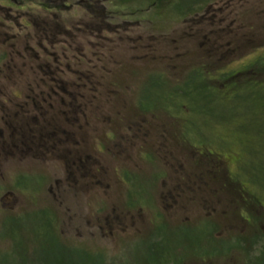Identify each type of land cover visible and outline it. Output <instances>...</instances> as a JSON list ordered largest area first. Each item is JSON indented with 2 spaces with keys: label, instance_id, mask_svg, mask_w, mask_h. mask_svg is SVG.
<instances>
[{
  "label": "rangeland",
  "instance_id": "rangeland-1",
  "mask_svg": "<svg viewBox=\"0 0 264 264\" xmlns=\"http://www.w3.org/2000/svg\"><path fill=\"white\" fill-rule=\"evenodd\" d=\"M148 3L106 0L117 34L73 29L67 45L45 52L24 48L17 30L0 33L12 47L0 48V111L30 119L44 110V133L60 125L44 161L0 158V218L21 217L3 227L12 244L0 264H57L55 215L95 219L114 208L137 227L116 249L122 264H264V0H158L161 11ZM71 5L56 10L66 28L90 24L80 1ZM172 59L194 66L171 70ZM71 150L89 155L91 168L75 172ZM56 180L79 188L59 206ZM178 183L195 192L166 211L156 189ZM77 198H90L81 213Z\"/></svg>",
  "mask_w": 264,
  "mask_h": 264
},
{
  "label": "flooded vegetation",
  "instance_id": "flooded-vegetation-1",
  "mask_svg": "<svg viewBox=\"0 0 264 264\" xmlns=\"http://www.w3.org/2000/svg\"><path fill=\"white\" fill-rule=\"evenodd\" d=\"M69 3L70 1H68L66 5H68ZM70 5L71 4H69L68 6ZM31 8L33 9L32 11ZM46 11L47 9L45 6V0H0V33L5 32L8 33L9 36V31L11 32L13 30H17L18 35L23 36V40L21 41V43L24 48H29L31 47V44H33L34 47L40 48L41 50H43V52H45L46 44L48 47L56 49L57 47L61 48V45H67L69 41L62 40L61 31L59 27L56 26V14H54L52 17L54 18L52 24L51 20H46ZM31 30L37 34V38L35 37L36 40L34 38V41L30 40V38L32 37L30 35ZM149 36L152 39L156 38V36H154V34L151 32ZM139 39H141V37ZM9 43H11V41L9 40L1 41L0 48H3V46L6 48H12L11 46H9ZM202 43L204 45L206 44V42ZM212 45L215 49L220 48L218 46V42H213ZM148 48L152 49L151 46H148ZM44 56L46 57L47 55L45 54ZM141 59L148 60L149 64L153 61H158L157 59L152 58L150 62L149 57H142ZM216 59L218 60V62H221L223 60H227L228 58L221 56L216 57ZM173 60L174 59L165 63L169 64L168 66H166L168 67V69L170 68L171 70L176 71L178 69V66H183L180 65V63L174 64ZM193 64L192 62H189V64H186V67H182L180 70L187 71ZM198 64L204 67V60H202V62H199ZM11 95L13 96V94ZM14 96L18 97L17 92H15ZM2 107L3 109L0 112L6 113L2 116V119L4 120L5 126L7 128V133L5 131H2L0 133V158L4 156H14L17 154H21L24 156L32 157L38 156L35 158H39L44 161L47 146H52L54 145V143H60V138L58 137V134L60 132V128L58 126L60 125L57 126L55 124V126L57 127H55L54 129L52 128L53 131L49 130L44 133L43 130L47 121L45 118L44 110L43 115L42 112L39 111V116L27 119L22 118L21 116V113H27L26 110L20 108H18V110H6L4 106ZM21 108H25V105H21ZM72 153H74L75 155V160L70 165L78 162L75 167L72 168H76L75 172L82 171V168L84 167L91 168L89 166V163L91 162L88 161L90 159L89 155L83 156V153H80V157H77V154H75V152L71 150V152H66V156ZM64 156L62 155V153L59 154L60 159ZM63 165L64 169L68 168L69 166L65 161ZM75 172H66L68 175L67 181L73 180ZM56 186L57 187H55L54 189V194L53 191L52 194L53 197H56V201L58 202L57 203L54 201L55 205L57 206L58 204L59 206L62 204L61 199L64 198V191L68 192L66 190V188L68 189V187H64L61 180H56ZM85 186L81 187V192L85 191L86 193H88V190L85 188ZM109 187L110 186L108 185L104 186L106 190H108ZM70 188H72V190L68 193H71L73 191V193L77 194V191H79L78 187H72V185H70ZM100 188L102 190L104 189L103 187ZM156 190L160 191L159 198L163 200V204L165 203L166 205L163 206L164 210L169 212L172 211L174 207L180 205L181 198L184 196V193L195 192V188L193 186H186L184 184L180 185L179 183L176 185L170 184V187H167L164 184ZM74 196L75 195H73L72 197ZM75 201V206H72V209L75 210V212L81 213V211L79 210L81 208L80 204H83L82 202H84L87 206V202L90 203V198L89 200L85 201L78 200L77 198L75 199ZM114 209L115 211L111 214V216H108V213H105L102 217H96L95 219H92V217L73 218L69 216L66 218V220H63L59 217H56L55 215L54 226L56 234H54V240L55 242H58V246L62 247V249L56 250V253L59 255H63V257H60L58 259L57 264H122L123 257L120 258L116 254V249L118 248L121 239H124L125 237H131L134 230H136L137 232V227L133 218L130 221H126L125 218L117 215L119 214V208ZM20 218L21 217L0 218V254L7 252V250L11 248L12 244L10 238H6L2 235L4 225L10 222L19 221ZM5 245L6 248H3L2 246ZM27 264L36 263L28 262ZM123 264L139 263L137 260H135V262L124 260ZM208 264H210V262H208Z\"/></svg>",
  "mask_w": 264,
  "mask_h": 264
},
{
  "label": "trees",
  "instance_id": "trees-1",
  "mask_svg": "<svg viewBox=\"0 0 264 264\" xmlns=\"http://www.w3.org/2000/svg\"><path fill=\"white\" fill-rule=\"evenodd\" d=\"M68 1H70L69 4H72L73 2V0H45V6L47 11H50L51 9L55 10V14H56L55 23L56 26H58L61 31V37L63 41H70L73 39L74 37L73 29H75L76 33H85L86 29H88L92 35H95V37H97V39H99V36L103 35V33L117 34V31L114 30L115 27L112 24V19L117 14L116 12L112 13L108 10L106 5V0H79L80 6H84L87 9L86 10L87 14L92 17L91 22L90 24L77 25L78 27L67 29L66 24L63 21H61V19L59 18V15L61 13L60 14L56 13V10L61 12L63 10L70 8L72 5L70 6L66 5ZM129 1H134V0H125V2H129ZM147 1L149 2L148 5H150L151 8L154 7L156 11H161L160 9L158 10L157 8H155L156 7L155 4L157 3L158 0H147ZM160 1H165V0H160ZM169 5L167 6V8L169 7ZM53 19L54 18L51 19L52 24H53ZM95 21H97V23ZM72 103L74 104V102ZM71 107L74 108L73 106Z\"/></svg>",
  "mask_w": 264,
  "mask_h": 264
}]
</instances>
